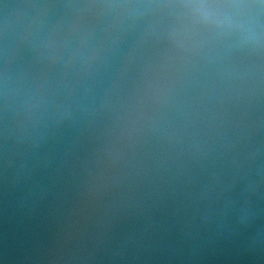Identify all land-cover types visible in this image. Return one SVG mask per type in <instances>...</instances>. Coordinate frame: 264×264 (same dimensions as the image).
<instances>
[{
  "label": "water",
  "instance_id": "1",
  "mask_svg": "<svg viewBox=\"0 0 264 264\" xmlns=\"http://www.w3.org/2000/svg\"><path fill=\"white\" fill-rule=\"evenodd\" d=\"M0 264H264V0H0Z\"/></svg>",
  "mask_w": 264,
  "mask_h": 264
}]
</instances>
